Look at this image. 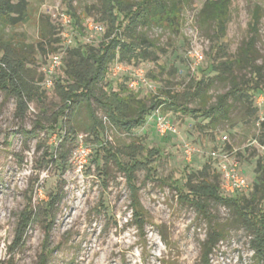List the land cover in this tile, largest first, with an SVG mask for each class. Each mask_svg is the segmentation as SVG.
Instances as JSON below:
<instances>
[{"label":"rangeland","instance_id":"obj_1","mask_svg":"<svg viewBox=\"0 0 264 264\" xmlns=\"http://www.w3.org/2000/svg\"><path fill=\"white\" fill-rule=\"evenodd\" d=\"M26 1L27 22L7 28L5 34L30 52H36L41 41V19L46 21V34L54 28L62 39V51L77 42L96 47L106 33L100 22V0ZM204 2L191 0L174 18L170 16L172 20L155 18L148 28H139L155 44L156 60L114 65L107 86L102 83L100 88L116 91L123 85L148 102L159 98L162 89L181 95L191 80L213 77V66L237 58L250 37L255 13L260 19L254 49L257 63L264 65V0H231L226 35L218 43L209 41V29L197 25ZM71 15L79 18L81 29H76ZM90 22L100 25L102 32L92 31ZM194 53L202 55L200 63ZM51 56L44 60L36 52L32 66L36 80L39 74L45 78ZM137 74L142 82L132 89L128 83ZM232 76L213 80L203 97L188 101V108H198L206 100L212 104L228 91L233 78L239 82L250 77L245 68L234 69ZM58 78L64 79L62 69L54 77ZM40 88L43 94L29 103L22 120L15 117V99L0 92V264H255L251 235L231 209L210 204L208 224L178 198L174 186L201 170L211 159L209 153L216 151L213 147L226 136L222 142L229 148L224 153L248 183L239 196L248 197L261 173L258 160L264 166V96L256 95L250 108L235 104L230 120L213 134L198 131L194 125L201 120L173 111L161 112L175 125L176 134L160 137L151 116L128 134L110 128L97 109L103 131L76 132L64 141L65 128L60 121L54 123L59 99L54 88L43 83ZM186 145L192 150L190 157L184 152ZM113 154L123 163L130 155L146 158V164L127 175ZM216 172L220 191L228 196L219 169ZM215 227L222 228L221 237L206 254L204 241Z\"/></svg>","mask_w":264,"mask_h":264},{"label":"trees","instance_id":"obj_2","mask_svg":"<svg viewBox=\"0 0 264 264\" xmlns=\"http://www.w3.org/2000/svg\"><path fill=\"white\" fill-rule=\"evenodd\" d=\"M190 2L191 0H144L137 4L127 0H100V22L105 23L106 33L96 47L77 42L74 47H66L62 51V39L58 37V33L52 27L53 32L46 34L43 29L45 19L39 21L41 41L37 44L36 52L44 60L49 55L63 53L60 69L63 70L64 79H54L53 88L60 103L54 123L56 125L60 121L62 128H65L64 141L76 132L97 134L103 131L102 121L96 116L97 109L103 113L110 128L128 134L143 127L146 118L157 109L201 120L202 123L194 125L198 131L213 134L211 132L221 123L230 120L235 104L250 108L256 95L264 96V87L261 84L264 82V65L257 63L254 49L260 19L257 13L253 15V22L249 25L250 37L239 49L237 58L213 66V77L202 76L191 80L187 91L181 94L183 102L179 92L171 89L160 90L161 96L148 102L123 85L116 91L100 88V84L105 83L111 73L112 66H134L147 60H156L153 52L157 49L155 44L138 29L148 28L155 18L166 17L167 20H172L170 16L174 18L180 8ZM230 3L231 0H205L197 13V25L206 32L207 29L210 30V42L218 43L225 37ZM89 13L88 10L87 14ZM69 19L74 21L77 30L81 29L82 23L80 26L78 17L71 15ZM27 20L26 0H0V92L7 98L15 99V117L20 120L28 112L29 103L43 94L40 87L44 76L39 74L37 80L34 77L32 66L35 65L36 52L28 51L24 44L8 37L5 30L23 25ZM244 68L248 69V79L237 82L233 78L228 91L218 95L214 103L209 104L206 100L198 108H188V101L193 97H203L212 86L213 80L224 81L233 77L234 69ZM217 143L213 147L217 152L228 150L229 147L221 138ZM112 158L127 175H131L138 166L146 164V158L137 159L134 155L129 156L128 163H123L115 154ZM216 170V161L208 159L201 170L186 175L185 183L174 186L178 198L193 207L208 224L210 219L206 207L210 204L231 209L251 235L249 246L255 264H264V166L258 160L257 172L261 170V173L256 177L257 182L253 184L252 193L248 197L239 196L240 192L223 195ZM221 232L222 228L215 227L212 235L205 239L204 246L208 250L206 254H210L221 237Z\"/></svg>","mask_w":264,"mask_h":264},{"label":"built area","instance_id":"obj_3","mask_svg":"<svg viewBox=\"0 0 264 264\" xmlns=\"http://www.w3.org/2000/svg\"><path fill=\"white\" fill-rule=\"evenodd\" d=\"M65 24H69L67 18H65ZM89 28L96 32H102V27L100 25H93V23H88ZM71 42L68 41V46ZM192 56V55H191ZM62 56L59 54L52 55L50 57V63L47 66V69L44 71V81L43 84L47 89L53 88L54 77L56 73L60 70L62 66ZM193 58H195L196 63H200L202 61V55L199 53H194ZM141 81V76L137 74V79H133L129 81L128 86L130 88L139 87V83ZM151 119L154 121L155 130L160 137H165L166 135H173L177 133L175 125L168 120V118L161 112L160 109L155 110L151 115ZM149 118V119H150ZM227 137L223 136L221 141H226ZM185 154L187 157L191 156L192 150L185 147ZM209 157L216 161V165L222 175V189L224 193L228 195H232L237 192H242L248 189V183L245 178H243L237 169V164L233 162V159L229 155L224 152L212 151L209 153Z\"/></svg>","mask_w":264,"mask_h":264}]
</instances>
